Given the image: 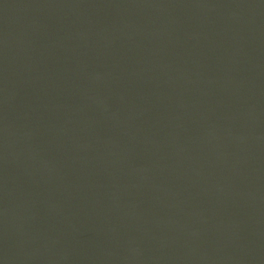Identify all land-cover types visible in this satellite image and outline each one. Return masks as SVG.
Segmentation results:
<instances>
[{
	"label": "water",
	"instance_id": "1",
	"mask_svg": "<svg viewBox=\"0 0 264 264\" xmlns=\"http://www.w3.org/2000/svg\"><path fill=\"white\" fill-rule=\"evenodd\" d=\"M0 264H264V0H0Z\"/></svg>",
	"mask_w": 264,
	"mask_h": 264
}]
</instances>
